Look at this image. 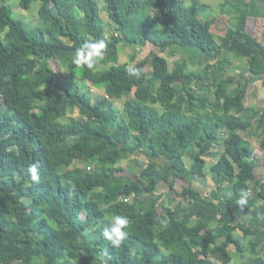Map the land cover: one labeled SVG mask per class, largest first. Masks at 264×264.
I'll return each instance as SVG.
<instances>
[{
  "label": "trees",
  "instance_id": "obj_1",
  "mask_svg": "<svg viewBox=\"0 0 264 264\" xmlns=\"http://www.w3.org/2000/svg\"><path fill=\"white\" fill-rule=\"evenodd\" d=\"M37 1L39 22L30 24L0 0V264H232L231 246L241 261L251 252L261 262L264 173L257 175L255 150L240 133L255 127L264 152V108L245 104L251 82L264 86V29L260 39L250 31L251 19L264 18V0H225L223 9L229 5L237 19L220 40L215 19L203 21L187 5L195 0H105L110 24L99 0L19 5L29 10ZM99 40L106 48L93 69L72 63L77 48ZM120 43L136 48L133 61L150 43L163 53L196 47L218 60L197 71L177 61L171 70L153 50L130 65L120 61ZM224 51L245 59L253 77L241 83L225 76ZM58 66L77 74L65 76ZM86 82L125 100L126 118L112 101H94ZM192 86H213L214 99ZM222 138L224 150L210 170L230 194L222 199L218 191L205 196L185 187L178 194L187 204L172 207L170 196L168 205L160 203L161 183L171 193L186 172L206 175V156ZM138 151L151 162L139 174L120 173ZM32 164L39 183L27 173ZM241 194L248 201L243 212L236 204ZM116 215L130 222L119 247L103 237Z\"/></svg>",
  "mask_w": 264,
  "mask_h": 264
},
{
  "label": "rangeland",
  "instance_id": "obj_2",
  "mask_svg": "<svg viewBox=\"0 0 264 264\" xmlns=\"http://www.w3.org/2000/svg\"><path fill=\"white\" fill-rule=\"evenodd\" d=\"M7 3L11 5V7L14 10V14L17 17L23 18L25 21L29 22L30 24H35L39 22V9L41 7V2H34L31 6V9L25 10L22 9L19 5V0H5ZM225 2V0H195V1H189L187 5H193L197 7L200 18L205 21L210 18H214L215 22L213 24V32L215 33L216 39L220 40V37L226 34L228 28L233 27L236 23L237 14L234 9H232L230 12L228 11L229 5L224 10L222 7V4ZM232 5H239V3H242V0H230ZM99 5L102 12V17L104 20L110 24L111 20L108 16L107 12V5L105 0H99ZM186 5V7H187ZM110 26V25H108ZM264 29V22L260 19H251L250 22V31L257 36L259 39L261 38L262 32ZM114 33V29L112 27L107 28V35L111 36ZM121 50H120V61L121 63H129L130 65H133L137 63L140 59L144 58L146 55H148L151 51L155 50L161 55H164L168 58L170 62V69L173 70L175 67V64L177 61L186 60L188 63V67L190 70H199L205 67L208 63H216L218 59H210L209 55H207L205 52L201 51L199 48L196 47H183L179 45L171 46L167 49L166 52H161L159 48H157L152 43L148 44L144 49L140 50L138 56H136V59L133 61V54H135L136 48L130 47V46H123L122 43H120ZM226 58L228 62L225 65L226 68V74L225 76L234 74L238 78H240V82L244 83L246 79L252 78L253 75L248 71L247 68V61L243 58L237 57L234 53H227V51H224L222 53V58ZM230 62V63H229ZM55 67L56 63L51 62ZM58 70H60L65 76H72L76 75L77 71L74 70L73 72L68 71L66 68L62 66H58ZM147 71L150 72L151 68L147 67ZM232 71V72H231ZM238 85V82L232 85V89H234ZM256 85V86H255ZM259 85V94L260 95H254L249 96L248 99H246L245 104L247 107L250 108H264V86L262 84V81L255 84L254 82H251L249 84L250 91L254 88H256ZM86 89H90L93 93V99L94 101H99L101 99H106L109 101H112L114 106L118 109L121 117L126 118V114L124 112V103L125 100H112L107 98L106 93L103 88H98L91 86L88 82L85 83ZM192 89L195 90L198 95L202 94L204 91L209 93L211 96V99H214V87L211 86L208 89L201 90L197 88V86H192ZM257 92V90H254V94ZM138 80H135L133 83V96L138 97ZM74 116H79L78 112H75L73 114ZM244 138H246L251 144L252 147L255 150L256 159H258V167H257V175H261V173H264V152L259 147L260 137L258 135V131L255 127L250 129L248 132H241L240 133ZM228 134L224 135L226 137ZM224 150V138H222L216 145L213 146L211 153L207 154L206 160H207V169H206V175L203 177H200L196 175V177L191 176L189 172L185 173L184 177L176 178L175 183V190L170 193L168 187L166 184L161 183L159 187L158 194L161 195L160 203H164L165 205H168L169 202V196L171 200L173 201L172 207L176 206L178 203H183L184 205L188 203L187 200H185L183 197H181L178 193L183 191L185 187H191L199 189L205 196H211L213 195L214 191H218L222 197V199H225L226 196L230 194L228 183H225L223 186H216L215 180L212 174V171L210 170V167L212 164L216 163L222 154ZM262 156V157H261ZM261 157V158H260ZM187 165L190 167L192 164V159L190 158L189 154L185 157ZM160 163L164 164L165 161L159 159ZM151 162V158L146 155L143 151H138L131 155L128 159H125L120 165L122 166L123 170L120 173L124 174H130L132 171L139 174L140 170L147 166ZM76 165H82V164H76ZM254 186V183H251V187ZM170 193V194H169ZM241 232L238 231V237L241 236L239 234ZM230 251L234 255V261L232 264H243V262L247 263V261L252 257L251 252H246L244 255L246 258L248 257L247 261L243 259L241 261L240 256L235 254V246H231ZM215 261L221 263V261L217 258H214ZM14 264H20L19 262H16ZM248 264V263H247Z\"/></svg>",
  "mask_w": 264,
  "mask_h": 264
},
{
  "label": "clouds",
  "instance_id": "obj_3",
  "mask_svg": "<svg viewBox=\"0 0 264 264\" xmlns=\"http://www.w3.org/2000/svg\"><path fill=\"white\" fill-rule=\"evenodd\" d=\"M105 48L106 44L104 40H99L94 43L85 42L81 47L75 50L72 57V63L77 66H86L89 70H91L94 68L98 60L103 58ZM128 71L131 75L138 74V70L133 68H129ZM27 173L33 182H40L37 164L28 166ZM247 202V196L244 194H241V196L237 199L236 204L239 206V210L241 212H243ZM129 223V219L126 216H114V218L110 221V225L105 227L103 237L109 241L112 246L119 247L128 236L126 229L128 228Z\"/></svg>",
  "mask_w": 264,
  "mask_h": 264
},
{
  "label": "crops",
  "instance_id": "obj_4",
  "mask_svg": "<svg viewBox=\"0 0 264 264\" xmlns=\"http://www.w3.org/2000/svg\"><path fill=\"white\" fill-rule=\"evenodd\" d=\"M258 19H260V20H262L263 22H264V18H258ZM249 79H251V78H249ZM258 82H260V80H258V81H255V84L256 83H258ZM256 86V85H255ZM257 90V92L254 94V90ZM254 95H260L259 94V85L256 87V88H254V89H252L251 91H250V87L248 88V95H247V98L246 99H248V97L249 96H254ZM262 157V156H261ZM260 157V158H261ZM246 224L248 223V221H249V217H246ZM239 232H241V233H239V234H241L242 235V231H239ZM231 249V248H230ZM258 252H259V254L257 255V256H259V258L258 259H261V262H256L252 257H250V259L247 261V259H248V257L247 258H244L246 261H247V263L248 264H264V242L258 247Z\"/></svg>",
  "mask_w": 264,
  "mask_h": 264
}]
</instances>
